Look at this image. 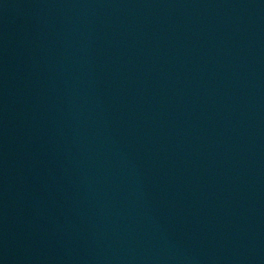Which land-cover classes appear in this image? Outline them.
Wrapping results in <instances>:
<instances>
[{
	"label": "water",
	"instance_id": "obj_1",
	"mask_svg": "<svg viewBox=\"0 0 264 264\" xmlns=\"http://www.w3.org/2000/svg\"><path fill=\"white\" fill-rule=\"evenodd\" d=\"M0 264H264V0H0Z\"/></svg>",
	"mask_w": 264,
	"mask_h": 264
}]
</instances>
